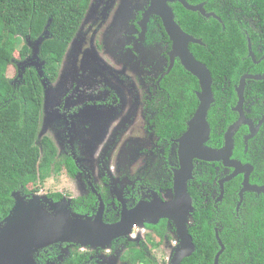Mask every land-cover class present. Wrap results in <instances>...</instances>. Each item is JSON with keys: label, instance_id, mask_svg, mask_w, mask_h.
Listing matches in <instances>:
<instances>
[{"label": "flooded vegetation", "instance_id": "1", "mask_svg": "<svg viewBox=\"0 0 264 264\" xmlns=\"http://www.w3.org/2000/svg\"><path fill=\"white\" fill-rule=\"evenodd\" d=\"M94 1L89 0L86 13L91 10V15L94 14L96 18ZM150 1L100 2L101 18L96 24H101L106 15H134L131 21L133 32L117 36L121 42L124 38L129 39L123 49L114 45L119 41H112V46L109 47L107 45L110 43H105V40L95 41V47L102 53L103 59L114 64L117 69L124 70L125 63L132 66L134 63L127 54L122 56L126 48L139 61L143 57L138 52V47L143 42L147 43L143 51L151 48L157 52L155 62L147 65L148 68H143L141 73L134 72L130 67L125 76L116 72L128 83L137 82L132 94H124L125 102L128 103L122 104L115 94H111V97L108 95V100H102L105 90L99 87V96L90 92L95 96L93 105L105 106L107 109L92 108L88 115H84L82 124L87 123L85 126L88 127L86 132L80 133L82 138L77 146H72L71 131H68L64 140L65 149L61 152L52 136L42 137L51 146L48 148L46 145L47 150L62 161L58 173L72 180L73 186V193L59 189L47 193L49 198L55 202L69 199L72 212L81 216L94 218L101 213L106 224H115L123 217L126 222L134 223L129 227V233L112 239L104 246L70 242L51 244L35 254L36 264H170L180 243L176 227L183 221L192 238L194 250L180 264H191L190 260L196 252L202 254L205 245L204 228L207 226L211 228L218 246L212 264H264V78L245 81L241 105L237 92L242 76L264 75V24H261L264 22V5L255 8L250 0H234L232 3L220 0L213 10L208 11L206 2L199 3L207 14H214L210 17L200 14L206 22L212 18L222 23L223 18H226L233 26L236 21L248 23L243 28L247 36L246 57L256 65L257 71L251 72L250 66L238 77L237 82L231 84V79L228 80L230 73L225 74L224 79L215 78L206 63L199 61L207 66L212 80L213 101L206 115L209 135L204 146L215 151L221 150L225 146L228 129L242 116V123L232 136L233 146L228 159L230 162H238L244 170L235 174L236 168L224 164L223 160H201L193 153L192 176L186 184L191 209L185 219L186 205L177 202L175 177L182 169L185 158L181 152L180 139L184 137L188 123L198 108V93L201 89L198 79L185 69L179 57L175 56L171 63L173 42L158 15L151 14L148 17L144 36L139 39L141 27L138 23L150 8ZM168 4L173 10L175 3ZM136 7L141 8L137 10ZM239 12H242L243 19L239 18ZM107 27L109 23L103 31ZM222 27L225 25L222 24ZM249 32H252V38L249 37ZM202 44L189 43V49L191 45ZM91 58L92 54L84 61ZM82 59L83 56L80 60ZM177 66L186 71L185 76L180 71H174ZM176 83L188 86L189 90L186 89L180 96L193 93L192 101L186 104L172 103L171 93L178 90ZM219 85L223 86L219 89ZM178 97L174 96V99ZM176 110L180 111V115L176 114ZM95 113L104 117L102 124H95L96 117H99ZM43 115L44 103L42 119ZM177 117L182 118L181 128L176 127L179 121ZM90 127L99 130L88 131ZM72 128L73 125L70 124L68 130ZM79 130L82 129L79 127ZM109 130L112 133L110 139L107 138ZM74 134L73 139L78 140V133ZM135 137L138 139L134 144L128 142ZM123 145H126L127 153L123 156V163L120 162L121 169L117 166L114 168L113 163ZM81 150L88 166L83 165L75 154V151L81 153ZM69 156L75 167L73 174L64 166L65 159ZM117 175L121 176L119 182L115 181ZM81 178L85 189L80 184ZM198 244L202 250L196 249ZM134 251L143 255L135 262L130 257ZM223 252L228 257L220 259Z\"/></svg>", "mask_w": 264, "mask_h": 264}, {"label": "trees", "instance_id": "2", "mask_svg": "<svg viewBox=\"0 0 264 264\" xmlns=\"http://www.w3.org/2000/svg\"><path fill=\"white\" fill-rule=\"evenodd\" d=\"M186 1L191 5L206 2L205 7L210 11L220 0ZM224 1L232 3L234 0ZM249 2L255 8L264 5V0ZM88 5L89 0H0V221L14 205L13 192L19 191L27 196L38 193L41 190L38 180L48 175H44L49 171L45 167L55 165L60 171L62 166V161L58 160L57 163L54 155L47 150L51 147L49 142L37 139L42 120L44 89L36 70H25L17 83L7 73L14 62L26 60L29 56L30 49L23 42L25 37L36 40L46 31L38 57L44 62V73L54 82L64 56L87 14ZM172 7L175 21L183 31L202 41V45H191L190 51L198 61L206 63L215 78L224 79V75L230 73L228 80L231 79L232 84L250 66L251 72L257 71L256 65L246 57L247 36L243 28L248 23L236 21L233 26L226 18H223L222 23L212 18L206 22L200 13L189 11L180 3ZM238 15L243 19L242 12ZM251 34L249 32L250 38ZM175 70L185 76L186 71L182 67L177 66ZM222 86L219 85V89ZM176 89V93H171L172 103L186 104L192 101L193 93L180 96L186 89L189 90L187 85H177ZM213 90L215 92L214 86ZM174 96L179 97L174 99ZM176 114L180 115V111L176 110ZM177 119L176 127L181 128L182 118ZM71 163V157H66L64 166L73 174L75 167ZM204 233L202 254L196 252L190 260L191 264L213 263L218 246L209 226L204 228ZM194 241L198 243L196 239ZM196 249L202 250V247L198 244ZM130 257L135 262L143 255L134 251ZM223 257L228 255L223 252L220 259Z\"/></svg>", "mask_w": 264, "mask_h": 264}, {"label": "water", "instance_id": "3", "mask_svg": "<svg viewBox=\"0 0 264 264\" xmlns=\"http://www.w3.org/2000/svg\"><path fill=\"white\" fill-rule=\"evenodd\" d=\"M180 3L185 9L193 12H199L201 15L210 17L214 14L206 13L202 4L191 5L186 0H151L150 8L143 14L141 21L138 23L141 27L139 39L141 40L145 33V24L151 14L158 15L172 40V51L170 53L171 63L173 58L179 57L185 69L192 73L199 81L201 92L198 93L199 105L188 123V129L180 139L183 166L177 172L175 177V190L177 202L180 205L185 204V216L191 209L190 196L187 194V180L191 178V158L193 156L206 161L223 160L224 164L234 166L236 172H242L244 167L238 162H230L229 155L232 149V136L242 123L243 117L231 126L225 136V146L215 151L204 146L208 139L209 127L206 122V115L211 102L213 101L211 93V74L207 66L194 57L189 49V43L202 44L201 40L195 39L183 31L180 25L175 21L172 8L168 3ZM87 14L82 22L80 29L83 27ZM79 29V32H80ZM72 40L70 46L77 38ZM47 34L46 31L34 42H39V48ZM69 46V48H70ZM69 48L64 56L63 61L69 54ZM28 58V57H27ZM39 59V57H38ZM24 61V60H23ZM41 62V60L39 59ZM63 63V62H62ZM44 62L42 61V71ZM25 72V71H24ZM44 73V71H43ZM45 74V73H44ZM41 79L40 75L37 73ZM22 77V74H21ZM264 75H244L240 79L237 92L239 95V105L242 103V94L245 81L247 79H262ZM42 82V79H41ZM42 86L45 93L44 83ZM185 192L187 196L184 195ZM33 194L31 196L23 195L19 191L12 194L14 205L8 215L0 221V264H36L35 254L44 247L59 242L81 243L95 246H104L111 242L112 239L129 233V227L134 222L127 221L123 217L115 224H106L102 220V214L98 213L94 218L81 216L71 209H65L60 202H55L48 196ZM184 219V220H185ZM177 236L180 241L179 246L174 254L170 264H180L182 259L191 255L194 250L192 238L184 225V221L177 225ZM216 263V262H215Z\"/></svg>", "mask_w": 264, "mask_h": 264}, {"label": "rangeland", "instance_id": "4", "mask_svg": "<svg viewBox=\"0 0 264 264\" xmlns=\"http://www.w3.org/2000/svg\"><path fill=\"white\" fill-rule=\"evenodd\" d=\"M103 1L104 0H95L93 2V4L96 5L94 7L97 9V16L95 18L94 14L91 15V11L87 15V20L80 29L77 38L69 48L70 51L67 58H65V60L62 61L63 63H61L58 77L55 82L49 80L47 75L42 71V61L40 62L37 56L39 42L31 41L28 37H25V40L23 41L30 49L28 58L24 61L22 60L14 62L13 66L11 65L9 72L7 73L8 77L13 78L15 83L19 82L21 74H23L24 71L29 68H34L40 75L45 88L44 115L39 126L37 139H42V137L45 135L52 136L54 142L58 146L59 152L65 149L64 140L67 137L68 131H71L70 139L73 143L72 146L75 147L78 145L79 139L82 138L80 133L86 132V128L88 127L85 126L87 123L82 124V122H84V115H88L92 108L107 109L105 106L94 107L93 102L95 100V96L91 95L90 92H93L99 96L98 92L100 91H98V88L103 87L105 90V93L103 94L105 96L101 98L102 100H108V95L111 97V94H115L118 95L119 99H121L122 104H126L128 102H125L124 94H132L133 86L137 87V82L128 83L123 77L120 76V74H116V72H121L123 76H125V74L129 73V69L133 68L134 72L141 73L143 68H148L146 67L147 65L155 62V57L157 55L155 50L150 48L149 50L143 51L146 49V42H143L138 47V52L141 53V57H143L142 61H139L135 56H132L128 48H126V51L122 53V56L125 57L127 54L129 60L134 62V67L130 65V63H125L124 70L117 69L114 64L111 62H109V64L105 59L102 58V53L98 52L95 47V41L101 42L102 40H105V43H110L107 45V47H109L112 46V41H119L117 36H120L121 34H128L134 30L131 27V21L134 15H106L104 16V19L102 18L103 20H101V24H96L101 18L102 10H100V2ZM140 8L141 7H136L137 10H140ZM108 23L109 27L103 31ZM43 36H46V34ZM124 39L125 40L123 42L119 41V43H114V45L120 46L121 49H123L129 41V39ZM90 54H92L93 58H91V60L86 59L87 61H84L85 58L90 57ZM82 56L83 59L81 61L80 58ZM108 114L111 116L110 113ZM95 115L99 117L101 116L98 115V113H95ZM99 117H96L95 124H102L101 120L104 119V117ZM70 124L73 125V128L68 130L70 128ZM79 127L82 129L81 131L79 130ZM90 129L93 131L99 130L97 128L90 127L88 128V131ZM74 133H78V140L73 139V136L75 135ZM111 135L112 133L109 130L107 138L110 139ZM136 139L138 138H131L128 142L134 144ZM113 146L115 147V144ZM136 146L138 145L136 144ZM126 151L127 147L126 145H123V149L121 148L118 151L119 154L113 163L114 168H116V166L120 168V162H122L123 156L125 153H127ZM75 154L81 159V163L83 165H89L84 159L85 156L83 155L82 150L81 153L75 151ZM55 161L58 163V159H55ZM45 168L49 171L44 173V175H48L46 177H41V179L38 180V186L41 190L37 195L40 197L42 196L43 199H46L44 196L47 197V193L55 192L59 189H64L66 193H73V186L71 185L72 180H70L64 174H60V172L58 173L55 165ZM110 169L112 173H115L113 168ZM120 177V175H117L115 181L119 182ZM80 184H82V188L85 189V184L82 182V178ZM60 203H62L61 205L65 207V209H70L69 199H63L60 201Z\"/></svg>", "mask_w": 264, "mask_h": 264}]
</instances>
